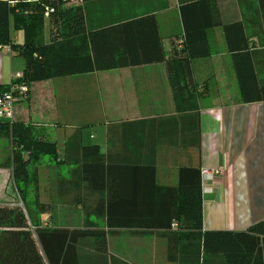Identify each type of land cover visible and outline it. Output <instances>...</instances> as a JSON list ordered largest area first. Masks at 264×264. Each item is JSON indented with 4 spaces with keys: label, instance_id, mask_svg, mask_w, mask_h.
<instances>
[{
    "label": "crops",
    "instance_id": "obj_1",
    "mask_svg": "<svg viewBox=\"0 0 264 264\" xmlns=\"http://www.w3.org/2000/svg\"><path fill=\"white\" fill-rule=\"evenodd\" d=\"M81 6L87 33L108 30L97 45L122 64L32 82L27 99L15 104V120L42 128L57 145V160L46 157L39 166L40 191L48 206L44 225L79 228L91 214L108 229L106 217L93 213L107 193L97 190L98 184L110 181L118 196L133 200L142 197L143 183L147 197L145 167L154 166L156 182L165 186L178 185L180 167H206L218 173L202 184L204 230L244 232L234 238L247 245L230 251L245 258L240 264H264V233L247 232L264 220L260 1L84 0ZM188 43L191 53L205 54L191 58V77L182 80L186 87L176 93L167 60L187 55ZM7 54L0 51L2 84L24 68H8ZM130 204L113 206L115 221L142 212V204L139 209ZM57 207L78 218L58 221ZM116 225L106 237L108 254L117 258L114 264L193 262L188 235H180L178 242V247L187 245V252L178 251V260L170 261L166 236L138 235L131 227ZM209 258L207 264L232 263L220 252Z\"/></svg>",
    "mask_w": 264,
    "mask_h": 264
},
{
    "label": "trees",
    "instance_id": "obj_2",
    "mask_svg": "<svg viewBox=\"0 0 264 264\" xmlns=\"http://www.w3.org/2000/svg\"><path fill=\"white\" fill-rule=\"evenodd\" d=\"M259 1L264 16V0ZM45 4L55 7L50 21L56 27V33L49 41L44 38ZM13 30L23 33V41L15 40ZM108 33V30L87 33L81 5L64 6L61 0H19L10 5L8 0H0V44L9 45L12 51L24 58L20 81L28 84L119 66L122 62L111 55L113 53H105L102 49L107 48L97 45L99 40L107 38ZM184 48L188 49L187 55L176 54L167 60L169 78L176 93L186 87L182 80L191 77V58L205 54L191 53L189 43ZM159 59L165 58L161 55ZM9 89L8 83H0V95ZM0 138H8L11 148L9 156L0 165L11 169L22 203V206L0 205V264H114L117 258L108 254L106 237L115 232L109 229L115 224L131 227L132 233L138 235L156 233L166 236L170 261L178 260V251L181 254L187 252L186 244L178 247L180 235L192 237L190 242H186L191 248L193 262L190 264H207L209 256L218 252L224 254L231 264H240L245 259L238 255V250L230 251L241 243L247 245L243 240L234 238L244 232L204 230L200 168L180 167L178 185L165 186L156 182L154 166L145 167L148 173L147 197L143 183L142 197L137 196L133 200L118 196L110 181L102 182L103 185H97V190L106 189L107 193L98 201L93 213L106 217L108 229L101 228L91 214L86 215L79 228L55 227L44 225L41 218L48 206L40 198L39 166L46 157L57 160L56 143L46 138L42 128L15 119H0ZM91 149L99 152L96 146H91ZM97 171L99 173L100 168ZM101 171L102 177H105V167L102 166ZM118 203H131L137 209L142 204V212L121 215L124 219L115 221L112 209ZM247 232L264 233V220L251 225ZM254 251L252 247L250 253ZM260 263L261 260L254 262ZM122 264L129 263L122 261Z\"/></svg>",
    "mask_w": 264,
    "mask_h": 264
},
{
    "label": "rangeland",
    "instance_id": "obj_3",
    "mask_svg": "<svg viewBox=\"0 0 264 264\" xmlns=\"http://www.w3.org/2000/svg\"><path fill=\"white\" fill-rule=\"evenodd\" d=\"M53 33H56V27L51 23V21H46L44 38L45 40H49ZM13 37L16 41H23V33L21 31H12ZM11 53V54H10ZM7 54L6 60L8 68L11 70H21L25 65V60L23 57L19 56L17 53L10 51ZM11 151L10 146L8 147V140L6 138H0V164L3 163L8 153ZM10 170L7 167L0 165V205H15L19 204L22 206L21 201L19 199V195L17 189L13 183ZM44 189V188H43ZM41 200H45V192L40 191ZM44 202V201H43ZM59 213H55L54 217L58 220L59 218H64L65 216H71L70 214L61 213L63 208L57 207ZM73 214V213H72ZM75 220L78 218V215L73 214ZM71 216V217H73ZM49 217V216H48ZM77 217V218H76ZM42 221L46 219V215L41 216ZM59 219L58 221H60Z\"/></svg>",
    "mask_w": 264,
    "mask_h": 264
},
{
    "label": "built area",
    "instance_id": "obj_4",
    "mask_svg": "<svg viewBox=\"0 0 264 264\" xmlns=\"http://www.w3.org/2000/svg\"><path fill=\"white\" fill-rule=\"evenodd\" d=\"M19 0H8L10 5H14ZM27 2H34L39 0H23ZM84 0H61L64 6H74L81 5ZM55 12V7L50 4H45L44 17L45 19H50L52 13ZM0 51H7L10 53L11 47L9 45H1ZM23 76L22 71H17L12 74L10 82L8 83L10 89L0 95V119L4 120H13L14 119V110L16 102L20 100L27 99L30 91V84L24 81H20ZM202 177L203 181L205 177L212 176L218 173L216 169H210L202 167ZM22 204V203H21Z\"/></svg>",
    "mask_w": 264,
    "mask_h": 264
}]
</instances>
